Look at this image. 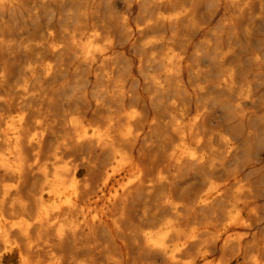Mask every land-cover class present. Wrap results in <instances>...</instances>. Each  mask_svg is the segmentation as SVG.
Listing matches in <instances>:
<instances>
[{
	"label": "bare ground",
	"instance_id": "6f19581e",
	"mask_svg": "<svg viewBox=\"0 0 264 264\" xmlns=\"http://www.w3.org/2000/svg\"><path fill=\"white\" fill-rule=\"evenodd\" d=\"M193 2L0 0V264H264V184L152 34Z\"/></svg>",
	"mask_w": 264,
	"mask_h": 264
},
{
	"label": "rangeland",
	"instance_id": "374dc122",
	"mask_svg": "<svg viewBox=\"0 0 264 264\" xmlns=\"http://www.w3.org/2000/svg\"><path fill=\"white\" fill-rule=\"evenodd\" d=\"M193 1L190 16L178 15L172 25L159 20L152 34H172L185 54L186 79L195 90L190 102L206 104L213 144L220 145V134L235 141L237 149L225 172L239 170L256 185L264 184V16L250 7L254 0L235 5L228 0ZM124 9L121 2L114 3L116 15ZM134 9L128 10L132 23L141 20L140 7ZM122 50L131 59L144 47L139 42ZM200 78L208 85L203 101L197 92Z\"/></svg>",
	"mask_w": 264,
	"mask_h": 264
}]
</instances>
